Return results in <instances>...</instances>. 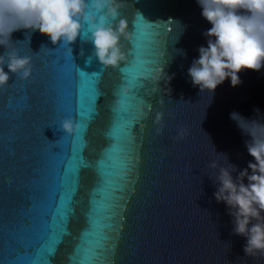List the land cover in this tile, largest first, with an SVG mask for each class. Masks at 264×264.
Masks as SVG:
<instances>
[{
  "label": "water",
  "instance_id": "1",
  "mask_svg": "<svg viewBox=\"0 0 264 264\" xmlns=\"http://www.w3.org/2000/svg\"><path fill=\"white\" fill-rule=\"evenodd\" d=\"M122 3L130 38L117 68L92 56L87 25L72 52L38 31L12 33L32 73L0 88V264H264L244 254L208 168L216 153L234 178L254 162L230 114L264 122V67L201 93L187 72L211 25L196 0ZM68 117L74 136L60 128Z\"/></svg>",
  "mask_w": 264,
  "mask_h": 264
},
{
  "label": "clouds",
  "instance_id": "2",
  "mask_svg": "<svg viewBox=\"0 0 264 264\" xmlns=\"http://www.w3.org/2000/svg\"><path fill=\"white\" fill-rule=\"evenodd\" d=\"M196 2L211 27L203 33L206 46L198 48V58L187 72L192 85L201 93L213 94L226 79L231 87L238 86L242 70L260 71L264 67V0ZM123 7L122 0H0V47L5 49L0 54V88L7 87L12 76L21 81L31 76V57L21 56L15 47L21 42L14 44L11 40L12 33L22 29L38 31L53 45L59 42L72 52L69 45L81 38L87 25L89 35L83 41L93 45L92 56L102 70L119 67L126 59L122 40L130 38L128 21L121 14ZM158 72L167 77V84L172 79L162 67ZM123 92L127 93V89ZM137 112L138 118L146 119L151 104L138 105ZM163 117L162 112L155 114L157 134L162 131ZM230 119L243 135L250 137L245 147L254 162H249L234 178L236 166L228 161L227 154L215 152L216 158L208 164L213 170L209 178L217 186L213 197L226 205L233 234L246 238L244 254L264 257V122L248 120L236 112L230 114ZM60 128L74 136L80 131V124L71 117L62 118ZM185 134L180 129L177 138Z\"/></svg>",
  "mask_w": 264,
  "mask_h": 264
},
{
  "label": "snow or ice",
  "instance_id": "3",
  "mask_svg": "<svg viewBox=\"0 0 264 264\" xmlns=\"http://www.w3.org/2000/svg\"><path fill=\"white\" fill-rule=\"evenodd\" d=\"M83 115V113H81V116ZM72 181H73V186L78 185L79 182V170L77 168H74L73 172H72ZM63 214L66 215L67 214V207L65 206L63 208ZM39 260V259H37ZM44 264H46V262H44ZM80 264H92V258L89 256H85L81 259Z\"/></svg>",
  "mask_w": 264,
  "mask_h": 264
}]
</instances>
